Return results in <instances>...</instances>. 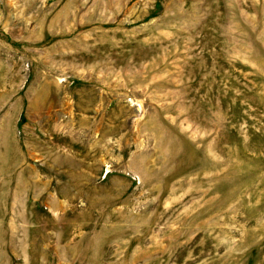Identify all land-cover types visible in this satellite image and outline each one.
Listing matches in <instances>:
<instances>
[{
  "label": "rangeland",
  "instance_id": "obj_1",
  "mask_svg": "<svg viewBox=\"0 0 264 264\" xmlns=\"http://www.w3.org/2000/svg\"><path fill=\"white\" fill-rule=\"evenodd\" d=\"M0 264H264V0H0Z\"/></svg>",
  "mask_w": 264,
  "mask_h": 264
}]
</instances>
